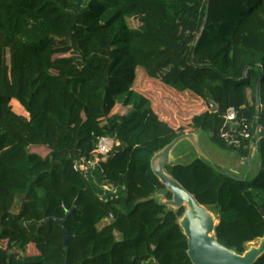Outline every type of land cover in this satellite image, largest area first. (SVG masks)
I'll return each mask as SVG.
<instances>
[{"label":"trees","instance_id":"obj_1","mask_svg":"<svg viewBox=\"0 0 264 264\" xmlns=\"http://www.w3.org/2000/svg\"><path fill=\"white\" fill-rule=\"evenodd\" d=\"M139 70L195 95L189 126L248 158L220 131L235 108L264 132V0H0V264H193L185 208L161 203L152 169L184 132L135 90ZM102 137L120 141L103 181L126 190L109 201L73 169ZM259 162L252 181L204 159L165 167L238 255L264 238V136Z\"/></svg>","mask_w":264,"mask_h":264},{"label":"water","instance_id":"obj_2","mask_svg":"<svg viewBox=\"0 0 264 264\" xmlns=\"http://www.w3.org/2000/svg\"><path fill=\"white\" fill-rule=\"evenodd\" d=\"M190 139L194 146H197L194 140L189 136L177 138L168 145L162 152L158 153L152 161V169L160 179L167 191L172 194L173 199L162 204L175 210L185 208V214L180 221V225L188 239V255L193 264H256L264 256V238L257 248L248 250L244 255H238L234 251L220 245L216 238V224L211 212L202 206L197 199L182 187L174 178L169 176L165 167L170 165V154L179 142ZM160 159L163 161L160 162ZM187 204L194 210L195 220H191ZM72 215L70 212L64 222ZM193 222V223H192ZM191 223V224H190ZM64 246L68 247L69 241L73 239L70 234L64 230Z\"/></svg>","mask_w":264,"mask_h":264},{"label":"rangeland","instance_id":"obj_3","mask_svg":"<svg viewBox=\"0 0 264 264\" xmlns=\"http://www.w3.org/2000/svg\"><path fill=\"white\" fill-rule=\"evenodd\" d=\"M135 90L139 94H143L152 100L154 115H156L157 117H165L167 121L164 119L163 120L167 122V124L170 127L177 125L179 121H182L181 120L182 118L194 117L202 113L203 107H201V101L195 95L191 93H185V94L177 93L171 90L170 88L164 86L161 83L160 79L149 78L145 74V72L142 70H139L138 72V78L135 84ZM201 133L203 134V136L209 135L203 131H201ZM204 137H202L203 139L201 140H204L205 142ZM253 141H254L255 147H254V150L250 152L249 157L243 158V157H240L239 155L238 157H240L241 159L242 158L247 159L248 160L247 163H250L251 161H256L255 162L256 166L254 167V169L251 171L250 167L247 164H244L243 169L239 171L240 173L238 174H233L234 172L231 173L238 178H241L245 174H249L248 179L251 181L254 180L256 175L260 172V168H261L260 162H259V144H257L260 142L259 136L256 135ZM211 142L212 141H210V144ZM216 146L219 149H222L218 145ZM197 147L198 149H201L202 151H204L206 154H209L208 153L209 150L205 148V144H203L202 141L200 145H198ZM192 155H194V153ZM189 160H186L185 162L190 163ZM230 164L231 163H228L226 164V166H230ZM220 169L222 168L220 167ZM227 169L230 170V167H228ZM101 186L104 187L105 184L101 183ZM158 198H160V200L163 201L164 203L167 202L161 194L158 195ZM209 211L213 215L216 224H219V219H218L217 214L213 210H209ZM260 243H261V240H258L252 244H249L248 250L257 248L260 245Z\"/></svg>","mask_w":264,"mask_h":264},{"label":"crops","instance_id":"obj_4","mask_svg":"<svg viewBox=\"0 0 264 264\" xmlns=\"http://www.w3.org/2000/svg\"><path fill=\"white\" fill-rule=\"evenodd\" d=\"M188 118V117H187ZM182 118V121H179L178 125L173 126L176 130L182 129L183 134L180 137L189 136L191 137L195 144L198 146L200 145L201 141L205 144V148L208 149V153L206 154L201 149H198L197 146H194L190 139L182 140L177 144V146L172 150L170 154V163L171 164H180L186 163V160L193 162L197 159H204L212 164L222 168L224 171H228L229 173L238 174L243 169L244 164H247L252 171L256 166V161H251L247 163V159H241L238 157V154L232 151H228L225 149H219L215 143L210 144V135H204L201 131L194 130L192 127L189 126L187 123L190 119ZM161 119L166 120L165 117H161ZM167 121V120H166ZM178 137V138H180ZM202 137L205 138V142ZM210 140V141H209ZM200 147V146H199ZM194 153V155H192ZM247 160V161H246ZM163 160L160 159V162ZM189 163V162H188ZM231 163L230 166H226V164ZM219 167V168H220ZM230 167V170L227 168ZM238 170V171H237ZM248 173V172H247ZM249 174H245L241 177V179H248ZM89 183L91 184L92 188L96 191L97 194L102 195L101 199L103 201H109L116 197H121L126 195L125 188H115L110 184H107L103 181L102 172L100 168H94L89 173ZM101 183L105 184L104 187L101 186Z\"/></svg>","mask_w":264,"mask_h":264},{"label":"built area","instance_id":"obj_5","mask_svg":"<svg viewBox=\"0 0 264 264\" xmlns=\"http://www.w3.org/2000/svg\"><path fill=\"white\" fill-rule=\"evenodd\" d=\"M223 119L224 124L220 131V138L229 148L236 150L245 149L251 152L255 147L253 141L255 136H259L260 141L264 136V132L259 128L256 122L250 123L241 115L240 111L235 108H230L225 113ZM119 145L120 141L114 137L100 138L93 156L87 159L83 158L81 160H76L73 164L74 171L81 173L89 181L90 171L94 168H99L102 161H107L114 149ZM101 196L102 195H99L100 198Z\"/></svg>","mask_w":264,"mask_h":264},{"label":"bare ground","instance_id":"obj_6","mask_svg":"<svg viewBox=\"0 0 264 264\" xmlns=\"http://www.w3.org/2000/svg\"><path fill=\"white\" fill-rule=\"evenodd\" d=\"M185 206H186V209L189 211V214H190L191 220H195V216H196V214H195L194 210L191 209L187 204H185ZM192 223H193V222H192ZM190 224H191V223H190Z\"/></svg>","mask_w":264,"mask_h":264}]
</instances>
